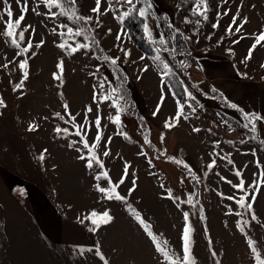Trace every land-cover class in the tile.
<instances>
[{"label": "rangeland", "instance_id": "1", "mask_svg": "<svg viewBox=\"0 0 264 264\" xmlns=\"http://www.w3.org/2000/svg\"><path fill=\"white\" fill-rule=\"evenodd\" d=\"M153 2L157 16L169 17L185 35L192 37L188 43L179 37L175 42L179 53L190 51L191 56L176 53L173 59L170 53H160L197 98L195 102L189 101L197 107V114L189 119H181L172 128L164 127L165 121L177 112V99L167 87H164L165 102L158 115L153 117L162 88L158 69L152 57L145 55L128 35L122 36L121 41L117 40V34L122 30L127 33V30L113 13L101 17L102 27L97 28L95 34L106 53L122 58L121 66L129 74L137 109L147 118L153 142L159 147L165 145L171 155L188 162L197 173L200 178L199 202L195 208L187 204H180L178 208V201L165 198V190L170 188L180 200H186L193 191L190 176L170 160L156 157L154 151L144 144L143 133L134 114L122 115L123 131L129 139L117 135L116 126L107 119L110 113L115 114L108 104L99 106L102 131L105 137L112 136V142L107 145L110 156L103 157V146L100 149L104 170L109 172L115 183L123 175L125 162L131 165L130 175L117 191L127 195L128 203L153 225L157 233L162 234L160 238L166 239L169 247L178 254L182 255L181 234L185 226L183 212L186 211L189 212L188 223L195 230L193 255L196 264H217V261L219 264H254L246 237L239 231L237 222L249 221L245 231L258 242V248L264 250V186H261L259 193L248 188L257 196L253 205L257 220L252 221L250 214L243 217L227 214L229 208L233 212H242L243 209H239L233 201L222 198L220 193L224 196H239L240 193L222 181L220 176L238 183L234 172L239 169L244 174L246 187L254 179L259 182V173L264 170V149H261L259 140L251 138L254 134L243 127L247 122L241 113L225 107L237 118L231 124L230 118L220 112L215 95L223 93L221 100L224 103H236L245 112L264 115V68L261 67L264 64V47H258L246 64L241 63L255 36L264 31V0H229L228 5L219 8L216 5L220 4V0H212L215 11L210 13V20L195 35V28L183 23L184 12L177 9V0ZM9 3L15 16H19L15 0H9ZM79 3L84 14L93 15L90 9L95 6L94 0H79ZM105 6L102 0V10ZM3 7L0 3V11ZM32 7H36V4L29 0V12L23 23L36 29L32 37L34 44L41 39L45 43L34 49L35 55L29 60L30 75L22 90L23 95L12 90L20 77L16 65L10 64L7 69L0 67V96L7 104V108L0 109L3 113L0 115V264H102L94 253L79 256L73 252V246L93 247L96 244L100 245L110 264H158L159 258L151 242L130 216L127 205L100 199V193L94 187L97 183L94 175L98 170L87 169L85 162L77 159L78 153L68 147V143L79 138L74 135L62 138L54 131L59 126L67 127L70 133L75 132L71 123H65L55 116L56 112H60L68 119L63 108L65 103L69 105L67 111L76 116L77 124L83 123L84 113L91 106L93 112L88 113V119L93 121L97 114V104L93 101L94 91H99L97 77L107 76L115 84L114 78L94 49L88 55H84L82 50L70 56L58 48L57 44L62 42V38L53 34L52 29L68 21L61 17L53 22L33 13ZM226 8L230 9L229 15L222 17L219 28H211V24L216 22V11L222 13ZM237 8L241 17H248L249 22L242 34L225 35V28ZM37 11L43 12L45 9L41 5ZM108 29H111L110 34ZM163 29V32L169 31L163 23L159 29L154 28L156 39ZM3 30L4 24L0 23V32ZM59 31L62 30L57 28ZM209 35L212 37L210 40L205 38ZM241 35L244 38L239 44L232 43ZM76 39L82 42V38ZM68 42L72 43L71 40ZM117 45L130 49L131 56L124 58ZM14 53L12 46L0 36V65L13 60ZM141 56L145 59L141 60ZM61 60L64 61V71L62 81H57L53 73L60 74L57 64ZM181 60L190 63L191 67L180 69ZM98 66L100 71L96 72ZM145 66L149 70L140 71ZM94 72L95 76L92 75ZM240 73H247V76ZM213 87L217 89L216 93L211 91ZM198 105H203V109ZM30 124L38 125V130L29 132ZM193 127L201 131L194 132ZM258 129L260 131L256 134L264 138V123L259 124ZM95 135L93 127L88 133L90 142ZM242 140L246 143H241ZM214 141H219V147L214 148ZM141 146L147 156L138 154ZM253 149L256 150L255 156L251 154ZM42 152L45 155L43 162L38 159ZM210 153L213 155L210 156ZM214 153L222 156L230 153L234 164L228 165ZM212 159H217V164L205 177L206 165ZM257 159L261 162L259 169ZM148 160L152 161L153 166H149ZM254 173L257 174L255 177ZM133 179L136 180L135 191L128 195V189L133 187ZM14 184H22L27 189L29 196L26 206L11 194L10 188ZM105 207L114 216L110 225L93 233L85 227L87 221L85 224L78 222V216ZM201 207L203 212L199 211ZM213 251L217 253L215 257Z\"/></svg>", "mask_w": 264, "mask_h": 264}, {"label": "snow or ice", "instance_id": "2", "mask_svg": "<svg viewBox=\"0 0 264 264\" xmlns=\"http://www.w3.org/2000/svg\"><path fill=\"white\" fill-rule=\"evenodd\" d=\"M0 3L3 4V9L0 11V23L4 24L3 32H0V36L6 39V42L9 43L12 48L15 50L13 60H9L7 63L0 65L2 68H8L10 64H15L20 77L18 82L13 85L14 92H20L23 95V89L25 87V82L29 79V60L31 56L35 55V48H40L45 41L41 39L38 43H33L32 37L36 34V29L32 25H24V21L26 15L29 12V0H15V4L19 8V16H15L12 4L9 3V0H0ZM33 3L36 4V7H32L31 11L38 16H41L46 19H50L53 22L60 20L63 17L68 23L61 22L57 24L56 27L52 29L53 34L58 35L62 38V42L57 44V47L61 50H65L68 55H74L83 50L84 55H88L94 48L100 47V41L97 39L96 30L97 28L102 27L101 17L107 15L109 12L113 13L114 17L119 20L121 24H124L129 19H138L141 23L142 30L145 34V38L151 45H158L153 48V51L156 53L152 57V60L155 66L158 69V75L161 79V96L160 100L157 104L156 110L153 111V117H156L161 110V106L165 102V94L164 87H167L169 91L175 87V84L172 82V78L175 76V71L171 64L163 59L160 55L161 52H166L172 54V58L175 59V54L177 53V45L176 41L181 38L185 43L191 42L192 37L189 35H185L183 31L175 26L174 22L167 16L159 17L155 11L153 0H103V3L106 5L102 10V0H94L95 6L90 9V12L93 15H86L82 11V6L79 3V0H33ZM229 0H220V4L216 5V8H219L221 5H228ZM190 4V13L189 15H185L183 23L185 25H192L195 28V32L198 34L200 29L203 27L204 23L210 20V13L215 11V8L212 5V0H181L180 3L177 4V9L180 10L183 5ZM43 6L45 11L40 12L37 11L39 6ZM117 5L119 7H117ZM121 9H123L121 11ZM230 9H225L222 13L216 11V22L211 24V28L217 29L220 27V20L224 16H228ZM7 17L5 20L4 18ZM191 17V18H190ZM231 22L225 28V35L234 36L235 34H242L245 25L249 22L248 17H241L240 9L237 8L235 14L231 15ZM169 30L167 32H159V37L156 39L153 35L154 28L159 29L161 24ZM57 28L62 31L57 32ZM109 34L111 33V29H108ZM27 33V35H26ZM128 35L125 31H121L117 34V40L121 41L122 36ZM76 38H82V42L77 40ZM131 39V37H128ZM206 39H211L212 37L209 35L205 37ZM244 36L241 35L238 39H234L232 43L239 44L240 40L243 39ZM222 39V38H221ZM71 40L72 43L68 41ZM198 43V41H196ZM171 45V46H170ZM120 52L123 53L124 58H128L131 56V50L120 45H117ZM258 47H264V31H261L254 38V42L248 50L247 55L243 58L241 63H247L253 58V53L258 49ZM102 51V49H101ZM232 53V50H228ZM191 56V52H183L181 51L179 55ZM19 58V59H17ZM102 61L110 64L113 69V76L116 80L121 82L120 87H116L113 84L112 80H109L107 76L97 77L98 79V88L99 91H94L93 101L97 104L96 116L93 121H89L88 113L93 112V108L91 106L87 107L84 113V120L82 124L76 123V116L72 115L68 112L69 105L64 104L63 108L65 110L68 119H65V115H62L60 112H56L55 116L65 123H71L73 128H75L74 133H70L67 127L61 128L57 126L54 131L58 136L62 138H66L69 135H74L78 137V140H73L68 143V147L72 148L78 153L77 159L85 162V167L89 170L97 169L98 171L94 175V180L97 182L94 184V187L98 193H100V199L106 201H119L123 204L127 205V211L134 221L137 223L138 227L144 232L149 241L151 242L155 253L158 256V264H196V258L193 255V246L194 239L193 226L188 223L189 221V212H183V219L185 221V226L182 229L181 234V252L182 255L178 254L176 251L172 250L169 247V242L164 239L162 240L160 237L162 234L157 233L153 225L148 222L142 214L134 208L130 203H128L127 195H121L117 189L120 188L121 185L125 183V180L130 175L129 169L131 165L125 162L123 167V175L119 178L115 183L113 182L112 177L109 175V172L105 169V164L101 159L100 149L103 146L102 156L108 157L110 156V150L107 145L112 142V136L105 137V133L102 131L100 116V104H108L110 108H112L115 114H109L107 119L112 125L116 126L117 135H123L125 139H129V136L126 132L123 131V121L122 115H131L130 109H134L135 105L129 103L127 97L125 95V90L123 88V82L127 80V74L123 71L121 64L123 63L122 58L120 56L112 57L109 55H103L102 57H98ZM141 60L145 59L144 56L140 57ZM191 64L181 60L179 62L180 69L190 68ZM261 67L264 68V64H261ZM57 69L60 74L53 73V78L57 81H62V74L64 71V61L61 60L57 64ZM149 70L148 66L140 69L142 72H147ZM100 71V67L98 66L96 72ZM93 76L96 73H92ZM240 75L247 76V73H240ZM264 79V77H262ZM11 83V81H9ZM107 85V87H106ZM96 87V86H94ZM212 92H216V88L211 89ZM184 93L186 95V100H176L177 104V112L174 117L169 118L165 121V128H172L179 123L181 119H189L190 116L197 114V107L193 106L192 103H188V101H196V96L190 91L187 87L184 88ZM175 96V92H172ZM221 98H223V93H220ZM226 107L233 109L239 113H241L243 120L247 123L243 124L245 129H250V131L254 134L251 138L253 140H259V145L261 149H264V138H260L255 135L258 132V125L264 123V115L258 114L255 112H245L244 109L240 108L236 103H231L225 101ZM199 108L203 109V105H198ZM190 109V113L185 112V108ZM7 108V104L3 96H0V109ZM0 115H3L0 112ZM219 115V113L217 114ZM198 118V116L196 117ZM47 119V118H45ZM141 121L144 120V117L139 118ZM225 124H228L227 120H224ZM95 128L96 135L94 139L90 142L88 138V133ZM104 127H107L105 125ZM144 136L143 142L145 145L151 146V140L149 139L150 130L147 129L146 126H143ZM231 127V125H229ZM29 132H35L38 130V125L30 124L27 129ZM194 132H200L201 129L198 127H193ZM211 131V129H209ZM264 135V133H262ZM163 142V135L160 137ZM106 140L105 143L104 142ZM232 143V141H229ZM241 143H246V141L242 140ZM213 146L219 147V141H214ZM47 150L45 149L44 152ZM44 152H42L38 159L43 162L45 160ZM139 155L147 156V153L143 151V146H141V152ZM253 156L256 155V150L253 149ZM213 153H210V156ZM214 155L220 159L226 161L228 165H233L234 161L230 158L231 154L220 155V153H214ZM175 164L182 166L187 174L191 176L193 181H196L198 184L200 182V178L197 176V173L193 171L192 167L179 159L174 157H169ZM149 166L152 165V161L148 160ZM217 164V159H212L210 163L206 165L207 171L203 173L205 177L209 175L214 167ZM257 168H261V162L259 159L256 160ZM246 167V166H245ZM134 175V174H132ZM219 175V173H216ZM234 175L238 179V183H233L231 180H227L226 177L220 176V179L227 184H230L233 189H236L237 192L240 193L239 196L233 194L229 196H224L223 193H220L222 198L233 201L234 204L239 208L243 209V211L233 212L232 208H229L227 214H234L236 216L243 217L245 214H250L251 220L256 221L257 215L254 211L253 205L256 202L257 196L248 191V188H253L254 192L259 193L261 186H264V170L260 171L259 176L260 180L257 182L255 179L248 187L245 186L244 174L241 170L237 169L234 172ZM254 177L257 175L253 174ZM103 182V183H102ZM183 183V180L181 181ZM133 187L128 189V195H131L132 192L135 191L136 180H132ZM163 188L164 185L162 184ZM20 195H23L22 190H18ZM166 195L165 198L169 200H173L176 203V206L179 208L180 204H187L193 208L196 207V203H194V197L198 195V193H189L186 200H180L178 196H175L173 190L168 188L165 190ZM250 197V199H249ZM200 212H203V208L199 209ZM77 220L81 224H85V221L88 223L85 224V227L89 232H97L104 226L110 225L114 221V216L111 214V210L109 208H103L102 210L92 209L88 212L87 215L78 216ZM90 225V226H89ZM249 225V221L242 220L237 222V227L239 231L245 235L246 244L250 250L251 255L253 256L254 264H264V250L258 248V242L251 238V236L245 231L246 227ZM73 252L77 253L79 256H85L86 253H94L96 257L99 258V261L102 264H110L109 259H107L106 255L102 252L99 244H96L93 247H85V246H73ZM212 255L215 257L217 253L215 251L212 252ZM219 264V261H217Z\"/></svg>", "mask_w": 264, "mask_h": 264}, {"label": "trees", "instance_id": "3", "mask_svg": "<svg viewBox=\"0 0 264 264\" xmlns=\"http://www.w3.org/2000/svg\"><path fill=\"white\" fill-rule=\"evenodd\" d=\"M181 0H177V3H180ZM190 8H191V5L190 4H186V5H183V7L181 8V10L184 12V16L185 15H189L190 13ZM191 18V17H190ZM126 30H127V34L128 36L131 37V40L135 43V45L147 56H150V57H153L154 55H156V53L153 51V48L158 46V45H151L148 40L145 38V34L142 30V26H141V23L138 19H129L127 20L124 24H122ZM164 31V29L162 30ZM102 49V51H101ZM94 51H95V54L98 56V57H102L103 55H109L108 53H106L103 48L100 46L99 48H94ZM177 53H179L177 51ZM110 56V55H109ZM106 63V62H105ZM107 67L109 69V71L111 72L112 76H113V69L111 67L110 64H107ZM122 67V66H121ZM123 68V67H122ZM174 69V68H173ZM123 71L127 74V80L123 82V88L125 90V95L127 97V100L129 101V103L131 104H134L135 105V108L134 109H130L131 113L135 115V117L138 119V126L140 127L142 133H143V136L145 134L144 132V129L142 127L143 126H146L148 130H150V132L148 133L149 134V139L151 140V146H149L153 151H154V154L156 157L158 158H162V159H168L170 160L171 162H173L171 159H169V157H174L176 158L175 156L171 155L166 146L163 145L161 147H159L157 144H155L153 142V140L151 139L150 137V134H151V128H150V125L148 124V121H147V118L145 117V115H143L138 109H137V105H136V102H135V98H134V95H133V91H132V88L129 84V74L127 73V71L123 68ZM175 71V76L172 78V82L175 84V87L172 89L171 92H175V98L177 100H181L182 102L186 100V95L184 93V88L186 87L185 84H184V81L182 79V77L179 75V73L174 69ZM114 78V76H113ZM114 86L116 87H120L121 86V82L116 80L114 78ZM216 93V92H215ZM220 94H217L215 95V97H217L218 99V103L220 106H218L219 110L221 113H223V115L225 116H228L230 118V122L231 124H234L235 121L233 120H236L237 118H235L236 116H234L233 114L229 113L228 111L225 110V103L223 102V100H221V97H219ZM189 103V101H188ZM185 112L186 113H190V109H188L187 107L185 108ZM237 113V112H236ZM238 114V113H237ZM239 115V114H238ZM140 117H144V120L141 121L139 118ZM239 120V119H238ZM241 123V120H239ZM242 124V123H241ZM250 131V129H247ZM259 129H258V133H259ZM258 137L259 135L256 134ZM177 159V158H176ZM179 160H182V159H179ZM184 162H186L185 160H182ZM174 163V162H173ZM188 163V162H186ZM175 164V163H174ZM189 164V163H188ZM178 168H180L181 170L185 171L186 170L182 167V166H179L177 164H175ZM190 165V164H189ZM191 178V176H190ZM191 181H192V184H193V192L195 193H198V195H196L194 197V202L198 204L199 202V188H200V185L199 183L197 184L196 181H193L192 178H191ZM18 190H22L23 191V195H20L19 194V191ZM10 192L11 194L23 205V206H26L27 205V201H28V192H27V189L25 188L24 185L22 184H14L11 188H10Z\"/></svg>", "mask_w": 264, "mask_h": 264}, {"label": "crops", "instance_id": "4", "mask_svg": "<svg viewBox=\"0 0 264 264\" xmlns=\"http://www.w3.org/2000/svg\"><path fill=\"white\" fill-rule=\"evenodd\" d=\"M264 108V107H263Z\"/></svg>", "mask_w": 264, "mask_h": 264}]
</instances>
